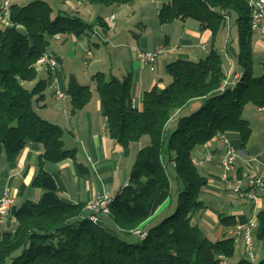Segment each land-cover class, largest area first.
I'll return each instance as SVG.
<instances>
[{
    "label": "trees",
    "instance_id": "obj_1",
    "mask_svg": "<svg viewBox=\"0 0 264 264\" xmlns=\"http://www.w3.org/2000/svg\"><path fill=\"white\" fill-rule=\"evenodd\" d=\"M54 1L14 2L11 24L0 27V156L5 153L13 162L28 143L44 146L41 169L33 181L43 194L37 201L12 207L16 227L14 231L0 228V264H219V254L226 255L231 264H264V257L259 261L242 257L234 262L236 238L226 234L213 240L195 220L196 213L206 208L202 193L209 177L194 163V151L211 144L217 134L228 132L239 135L234 140L238 149H246L253 128L245 110L264 106V74L256 75L254 70L256 31L248 0H168L159 11L161 24L194 19L213 37L227 28L229 20L237 27L241 77L224 90L227 73L215 49L199 61L169 63L166 69L171 82L147 90L142 108L131 105L132 75L124 79L104 72L93 75L109 135L125 148L150 137V143L137 154L128 184L112 197L110 224L102 222V217L101 222L89 219L84 204L64 201L54 176L42 167L46 161L74 159L76 153L65 147L64 129L35 108L45 99L49 79L38 80L32 88L26 83L37 79V63L47 53L49 38L91 36L97 27L109 30L102 17L87 22L55 8ZM89 1L112 6L140 0ZM65 93L72 114L83 109L93 95L90 85L73 80ZM197 101V108L188 109ZM167 198L168 205L154 216ZM219 219L224 226L237 224L234 215L220 213ZM257 219L255 242L264 248V208ZM240 221L245 222V216Z\"/></svg>",
    "mask_w": 264,
    "mask_h": 264
},
{
    "label": "crops",
    "instance_id": "obj_2",
    "mask_svg": "<svg viewBox=\"0 0 264 264\" xmlns=\"http://www.w3.org/2000/svg\"><path fill=\"white\" fill-rule=\"evenodd\" d=\"M22 1L17 0L16 2L25 4L30 0L24 3ZM55 2H57V5H55L57 9L64 10L71 15H78L87 22H95L96 18L94 19L93 16L99 14L98 17H102L109 25L107 32L97 27L95 29L96 33H94L101 38V41L107 43L105 50H102L99 42H93L90 36L80 37L61 34L59 38L52 37L48 41L47 53L57 59L59 68L57 71H52L46 66H40L37 79L30 82L29 87L32 88L38 80L49 79L47 90L45 91V99L36 104L35 108L40 116L60 125L64 129V145L68 149H74L76 153L74 159L68 158L58 163L46 161L42 163V167L54 176L59 188V194L64 201L87 206L98 195L109 194L113 197L126 186L129 182V178H126L128 172H131L137 154L144 143H141V141L135 142L125 148L109 135L107 118L103 115L99 93H93L89 103L77 113L72 114L69 97L58 99L56 96L57 88L66 92L70 80H73L78 85H90L92 88V85H95L93 75L97 72H104L109 76H115L120 79L132 75L135 90L131 105L135 104L138 108H142L143 94L147 90L156 85L164 88L171 82V77L167 74L166 69L169 63L177 59L199 61L208 56L211 49H215L221 54L227 73V80L236 82L237 75L241 74V69L237 63L240 53L238 34L235 32L236 27L232 26L231 20L228 21V26L225 30L213 37L210 30L200 29L198 21L194 19H177L165 24H161L159 20L157 35L155 34L152 37L149 33L147 34L149 19L144 17L140 21L144 33L142 35L134 33L137 39L135 40L128 33L134 25V17L128 15L125 22H117V14H119L117 10L122 6H118L114 10V8H110L112 6L103 8L105 5L92 3L89 0H55ZM132 4H137L142 14L150 11L159 17L161 6L157 5L158 0H140ZM153 5H155V8ZM104 11L108 13L102 15ZM112 15L115 16V19L113 22H109ZM4 26L5 24L0 19V27ZM152 38L154 40H151ZM159 46H165L167 50L158 59L156 69L152 71L149 67L142 68L136 49L153 50ZM93 47L98 48L97 58ZM253 47L256 58L260 57L264 52V27L255 32ZM79 58H82L86 68L95 66V68L99 69H96L97 71L90 69L89 72L82 73L78 69ZM70 66H72L74 71H67V67ZM84 74L87 76H82ZM50 94H52V98ZM199 105L198 101L193 102L188 109L197 108ZM176 118L171 122H174ZM225 136L230 140L231 145L237 148L234 140H237L239 135L228 132L225 133ZM211 144L217 148V155L211 166L217 167L220 158L219 153L224 147V143L217 141ZM259 144L249 141L246 149H240L242 154L239 166L236 172L232 173L233 176H250L249 172H254L251 175L254 176L264 171V152H260ZM207 146L197 148L194 159L201 158L205 150H207ZM43 153L44 146L42 143L30 142L13 162L7 160L5 153L1 154L0 197L6 189H10L15 195L14 205L16 206L27 200L37 201L40 199L43 190L34 186L33 181L41 169L40 158ZM256 163L263 166L259 173H255L257 170ZM171 169L173 170L172 165ZM207 176L210 180L211 178H219L218 175L211 173ZM173 180L172 194H175L177 182L175 179ZM210 180L202 193L206 208L195 215V220L199 225L202 223L205 228L212 230L211 232L208 231L210 235L215 234L218 239L226 234L232 235L236 226L242 223L240 221L242 216H245L246 221H248L264 208V192L256 208L249 200H243L245 198H242V203L225 200L228 196H232L230 195L231 193L223 189L219 181L210 182ZM237 198L241 200V197ZM168 203L169 198L165 199L164 203L157 207L154 216L160 214ZM248 212L249 214H247ZM220 213H224L227 216L234 215L237 224L233 227L224 226L219 219ZM88 214L89 210L86 208L84 215ZM102 222L110 224L106 216L102 217ZM15 227L16 218L12 215L0 221L2 230L14 231ZM238 245L243 248L238 258L240 259L245 257L246 248L243 243H238L237 248ZM255 245L257 247V242ZM259 245L262 248V254H264L263 246Z\"/></svg>",
    "mask_w": 264,
    "mask_h": 264
},
{
    "label": "built area",
    "instance_id": "obj_3",
    "mask_svg": "<svg viewBox=\"0 0 264 264\" xmlns=\"http://www.w3.org/2000/svg\"><path fill=\"white\" fill-rule=\"evenodd\" d=\"M17 0H1L0 1V19L5 25H10L11 6ZM248 4L251 9V22L252 28L258 31L264 27V0H248ZM115 16L110 17L109 22H113ZM55 38H59L60 35H55ZM165 46L156 47L153 50L136 49L138 59L142 68L149 67L152 71L156 69V64L160 56L166 53ZM38 65L46 66L49 69H56L59 67V62L55 57L49 53H45L39 60ZM238 79L241 77L237 75ZM235 81L230 82L226 80L222 86V90L229 85L234 84ZM56 96L58 99L66 97V93L57 88ZM134 103V100H133ZM135 106V104H133ZM258 113L264 115V106L257 108ZM223 142L224 147L219 153L220 165L224 170L223 177L219 180L223 189L228 190L237 197L248 199L256 208L259 205L262 193L264 192V171L259 175L239 177L238 175H232L239 166L240 157L242 151L231 145L230 140L226 138L225 134L219 133L214 138L213 142ZM205 158L194 159V163L198 166H203L207 162L214 161L216 157L217 148L212 144L207 146ZM128 184V183H127ZM126 184V185H127ZM112 202V196L109 194H100L95 199L90 201L86 208L89 210V219L94 222H101V217L110 215V204ZM15 204V195L10 189H6L3 195L0 197V221L6 219L11 209ZM258 226L257 215L246 222L239 223L233 230L232 235L236 238V243H243L246 252L245 257L255 261L256 260V248H255V235L254 232ZM219 264H231L229 258L224 254L217 256Z\"/></svg>",
    "mask_w": 264,
    "mask_h": 264
},
{
    "label": "rangeland",
    "instance_id": "obj_4",
    "mask_svg": "<svg viewBox=\"0 0 264 264\" xmlns=\"http://www.w3.org/2000/svg\"><path fill=\"white\" fill-rule=\"evenodd\" d=\"M26 1L27 0H23L22 2L24 3ZM166 1H168V0H158V4L157 5L162 6V4L164 2H166ZM53 5L56 8L55 5H57V2L54 1L53 2ZM118 6H122L120 9L117 10L119 12V14H117L118 15L117 16L118 17V20H117L118 23L125 22L126 19H127L126 16H128V15H132V17H134V19H135V22H133L134 23L133 27L130 28L131 31L128 32V33H130V36H132V38H134L135 40H137L136 39V36L134 35V33L137 34V35L138 34H141L142 35L144 33L143 30H142L143 28H141L142 26H141V23H140L141 19H143L144 17H146V19H149V26H148L147 34L149 33V35H151L152 37L155 34L157 35V29L159 28V17L156 16V15H154L153 12L148 11L146 14H142V13H140V11L138 9V5L137 4H135V5H133V4L112 5V7H110V8H114V10H115ZM153 6L155 8V5H153ZM103 8H107V6H103ZM134 11H135V13H134ZM107 13H108L107 11H104L102 13V15H106ZM94 14H95V12H94ZM133 14H134V16H133ZM98 15L99 14H95L93 16V18L94 19L96 18V20H97L98 19L97 18ZM90 20H91V18H90ZM235 32L237 33V27L235 29ZM257 34H259V33H257ZM50 39L51 38H49L48 41H50ZM90 39H92L93 42H99L100 43V46L102 47V50H105L106 49V46H107L106 44L107 43L101 41L100 40L101 38H99L96 34L91 35L90 36ZM151 40H154V39L152 38ZM149 41H150V39H149ZM93 51L96 53V58H97L98 57V48L93 47ZM81 57H82V55H81ZM58 68L53 69V70L50 69V70L57 71ZM78 69L83 73V72H86V71L89 72L90 69L96 70V69H99V68H95V66H90L89 68H86L85 65H84V63H83L82 58H79V60H78ZM68 70L74 71L73 68H72V66L67 67V71ZM254 70H255V74L256 75H262V74H264V52L260 55V57H257L256 58V55H255ZM162 74H164V73H162ZM41 76H43V75H41ZM82 76H87V75L84 74ZM163 76H165V75H163ZM26 84H27V87L29 88L30 87V82H27ZM92 89H93L92 90L93 93L98 94V91L96 90L95 85H92ZM53 90H55V89H53ZM50 97L52 98V94H50ZM244 115L251 121V126L253 128V134L251 136L250 142H255L257 144L260 143L259 144V146H260V152H264V115L258 113L257 108L254 107V106H248L246 108V110H245ZM140 141H141V143H144L143 146H141V148L142 147H145L146 145H148L150 143V137L149 136H144ZM238 151H239V149H238ZM194 155H195V151H194ZM205 156H206V150H205V152H204V154H203V156L201 158H205ZM196 159H200V158H196ZM211 164H212V161L211 162H207L203 166H199L200 167L199 169L204 174H206V175H210V173L213 174V175H218L219 178H211V180L209 179L210 182H217V181L220 180V178L223 177L224 170H223V168L220 165V160L218 162L217 167L216 166L213 167V166H211ZM256 167H257V170H256L255 173H259L261 171V169H262L263 166H262V164L256 163ZM167 169L169 171H171V166L168 165ZM130 173L131 172H128V175H127L126 178H129L130 177ZM253 173L254 172H249V174H251V175ZM230 195L233 196L234 194L231 193ZM232 196L231 197L228 196L227 198H225V200H228V201L230 200L231 202H234V203H240V202L242 203L243 200H248V199H243L242 200V198H240L241 200H239L237 198V196L234 195V197H236V198H234ZM247 214H249V212ZM200 227L213 240L218 239L216 237L217 235H215V234H211L210 235L209 234V232L212 231L210 228H205V226L202 223H200ZM257 244L258 245L256 247V259L259 261L262 257H264V254H262V252H261L262 248H261V246L259 245L258 242H257ZM237 249L238 250H237L236 257L233 260L234 262L240 257V253L243 250V248H242L241 245H238V248Z\"/></svg>",
    "mask_w": 264,
    "mask_h": 264
}]
</instances>
